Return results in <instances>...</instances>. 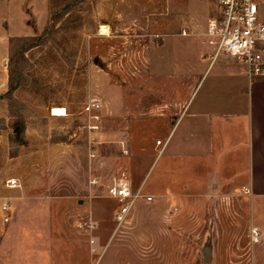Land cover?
Here are the masks:
<instances>
[{
	"label": "rangeland",
	"instance_id": "1",
	"mask_svg": "<svg viewBox=\"0 0 264 264\" xmlns=\"http://www.w3.org/2000/svg\"><path fill=\"white\" fill-rule=\"evenodd\" d=\"M20 2L13 7L17 33L23 28ZM47 7L44 30L50 27L51 34L25 52L19 87L10 95L7 87L0 97V198L12 191L9 180L49 176L56 155L71 158L75 149L73 155L81 157L84 149L80 170H89L92 198L106 202L100 201L94 228L80 231L75 223L73 235L83 247H95L98 264L113 261V250H107L112 239L124 264H264V204L245 192L192 185L202 175L201 153L172 162L178 175L171 178L160 156L175 123L172 102L187 101L192 92L187 77L197 76L186 71L204 66L195 52L208 40L219 0H48ZM34 10L42 25L41 8ZM172 65L180 71L172 72ZM5 67L9 71V60ZM90 102L101 109L88 114ZM55 108L65 109L66 116H53ZM182 127L173 134L174 146ZM57 143L70 151H48ZM115 184L133 192L143 187L144 197L153 198L139 201L121 227L115 221L121 206L109 194ZM255 228L258 243L252 241ZM207 246L210 263L204 261Z\"/></svg>",
	"mask_w": 264,
	"mask_h": 264
},
{
	"label": "crops",
	"instance_id": "2",
	"mask_svg": "<svg viewBox=\"0 0 264 264\" xmlns=\"http://www.w3.org/2000/svg\"><path fill=\"white\" fill-rule=\"evenodd\" d=\"M19 1L23 8L21 33L12 28L13 7ZM35 5L44 14L42 25L38 22ZM47 6L48 0H0V97L8 87L5 65L10 55V39L41 33L47 21ZM26 8L36 17V30L29 24L32 15ZM259 14L264 22V2L259 4ZM211 40L209 36L202 52H195L196 60L204 66L190 67L186 71L197 74L195 78L187 77L186 82L192 91L187 101L172 102L177 106L170 110L175 123L171 124L169 137L160 154L169 164L164 174L170 178L178 175L172 162L195 159L201 153L203 161L199 168L202 175L193 177L192 185L207 184L238 195L245 192L252 201L264 204V80H251L242 63L226 58L214 59L215 46ZM170 68L172 72L180 71L176 65ZM205 78L200 96L197 91ZM184 120L185 126L182 127ZM181 127L182 136L174 146L173 134ZM68 149L70 151L69 147L57 143L48 151L63 153ZM71 151V158L55 156L53 174L19 180L21 190L11 189L9 196L0 198V264H98L93 260L97 254L95 247H83L74 239L76 229L73 225L79 222H75L77 216L84 213H87L85 217L93 219L97 208H103L100 201H106L92 198L89 170L87 167L84 173L80 170L79 160L87 155L84 149L80 150L81 157L73 155L78 153L77 150ZM191 167L186 165L185 168L189 170ZM158 182L161 191V180ZM175 182L169 180L171 184ZM142 188L136 192L144 196ZM161 194L162 198L168 199ZM139 201L143 200L135 202L129 215ZM6 203L10 206L8 212L2 209ZM8 215L10 220L5 222ZM129 215L121 224L115 217L118 227L127 223ZM108 249L114 252L110 264H124L118 262L117 253L121 247L113 239Z\"/></svg>",
	"mask_w": 264,
	"mask_h": 264
},
{
	"label": "built area",
	"instance_id": "3",
	"mask_svg": "<svg viewBox=\"0 0 264 264\" xmlns=\"http://www.w3.org/2000/svg\"><path fill=\"white\" fill-rule=\"evenodd\" d=\"M263 0H219V14L210 21L209 36L215 46L214 59L226 58L244 64L251 80H264V22L260 18L259 4ZM101 109V105L90 102L85 111L91 114ZM161 145V142H159ZM9 189L20 187L18 180L11 179L7 183ZM109 194L116 199L121 210L118 212L119 224L125 221L132 206L138 200L153 201L151 196L144 197L133 192L127 184H115ZM9 204L3 205V211H9ZM10 217H5L9 222ZM80 231H91L94 222L91 216L81 218L77 224ZM260 231L252 230V241L258 243Z\"/></svg>",
	"mask_w": 264,
	"mask_h": 264
},
{
	"label": "trees",
	"instance_id": "4",
	"mask_svg": "<svg viewBox=\"0 0 264 264\" xmlns=\"http://www.w3.org/2000/svg\"><path fill=\"white\" fill-rule=\"evenodd\" d=\"M29 24L36 30L34 22H29ZM51 34L50 27H47L41 35L26 38H11L10 44V55H9V80H8V94H12L20 85L22 79V70L18 67V64H23L25 62V52L35 49L36 47L42 45L46 38ZM24 132H20L22 135ZM22 144V142H21Z\"/></svg>",
	"mask_w": 264,
	"mask_h": 264
},
{
	"label": "bare ground",
	"instance_id": "5",
	"mask_svg": "<svg viewBox=\"0 0 264 264\" xmlns=\"http://www.w3.org/2000/svg\"><path fill=\"white\" fill-rule=\"evenodd\" d=\"M102 33H103V35H107L108 34V27L107 26H103L102 27ZM53 116H55V117H65L66 116V110L65 109L55 108L53 110Z\"/></svg>",
	"mask_w": 264,
	"mask_h": 264
},
{
	"label": "water",
	"instance_id": "6",
	"mask_svg": "<svg viewBox=\"0 0 264 264\" xmlns=\"http://www.w3.org/2000/svg\"><path fill=\"white\" fill-rule=\"evenodd\" d=\"M205 262L210 263L212 258L211 247L207 246L204 250Z\"/></svg>",
	"mask_w": 264,
	"mask_h": 264
},
{
	"label": "flooded vegetation",
	"instance_id": "7",
	"mask_svg": "<svg viewBox=\"0 0 264 264\" xmlns=\"http://www.w3.org/2000/svg\"><path fill=\"white\" fill-rule=\"evenodd\" d=\"M204 261H205V258H204Z\"/></svg>",
	"mask_w": 264,
	"mask_h": 264
}]
</instances>
